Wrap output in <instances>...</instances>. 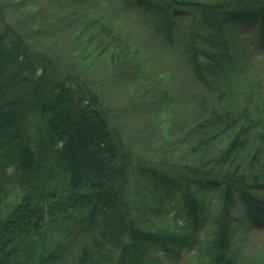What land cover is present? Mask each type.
Instances as JSON below:
<instances>
[{
    "label": "trees",
    "instance_id": "obj_1",
    "mask_svg": "<svg viewBox=\"0 0 264 264\" xmlns=\"http://www.w3.org/2000/svg\"><path fill=\"white\" fill-rule=\"evenodd\" d=\"M71 1L73 41L90 29L72 65L37 43L58 23L18 0L17 27L0 4V264H264V0H122L201 86L170 159L134 149L84 75L98 42L112 76L134 77L140 41ZM234 21L256 23L251 39Z\"/></svg>",
    "mask_w": 264,
    "mask_h": 264
},
{
    "label": "rangeland",
    "instance_id": "obj_2",
    "mask_svg": "<svg viewBox=\"0 0 264 264\" xmlns=\"http://www.w3.org/2000/svg\"><path fill=\"white\" fill-rule=\"evenodd\" d=\"M20 1L22 5L26 4L32 8L30 14L37 17L39 24L58 23V28L53 31L50 40L37 41L39 47L46 50L49 55L60 52L64 58L70 56L65 61L70 65L76 63L75 57L81 54V46L90 31L89 27L85 28L82 30L84 38L73 41L76 34L82 33L76 32V22L81 23V21L74 20L75 16L70 15L76 4H73L71 0ZM17 3L18 0H0L4 8V18L13 25L21 27L22 23L19 19L21 9H18ZM86 5L93 7V19L112 28V36L126 38V41L131 43H135V38L140 41L135 43L139 49V65L132 74L135 76L127 80L121 76H112L111 64L105 56L107 51H99V49L102 50V44L97 45L98 42L93 44V49H95L93 50V63L83 67L88 83L98 95L100 106L115 119V124L134 149L147 153L151 157L161 156L164 159H170L174 155L175 147L170 145L168 147L166 139L174 134L177 135L178 125L188 120L187 110L183 103L186 102L187 93H195L201 89L199 82L191 74L189 67L184 65L175 53L171 54L170 51H165L160 46L161 37L147 28L148 20L139 18L138 9L126 10L122 0H88ZM69 20H72V23L67 25ZM234 24L240 38L250 37L251 32H254L256 28V23H253L251 29L241 21H234ZM84 26L78 25L80 29ZM94 35V40H96L102 34L96 31ZM174 48L175 46L172 50ZM251 49V56L254 59L264 56V51L255 45H252ZM163 92L172 98L175 107L173 105L170 109L171 104L167 108L158 107L148 102ZM171 115L173 117L169 118ZM11 169L12 167L9 171ZM82 235V240L88 236ZM262 236H264V229L258 232L255 240L259 241Z\"/></svg>",
    "mask_w": 264,
    "mask_h": 264
}]
</instances>
